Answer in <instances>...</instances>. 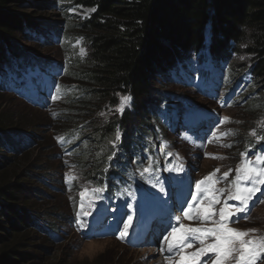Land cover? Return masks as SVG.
<instances>
[{
	"label": "trees",
	"instance_id": "trees-1",
	"mask_svg": "<svg viewBox=\"0 0 264 264\" xmlns=\"http://www.w3.org/2000/svg\"><path fill=\"white\" fill-rule=\"evenodd\" d=\"M23 2L0 0V93L16 95L34 111L47 109L62 160L80 171L88 187L104 188V196L131 188L127 179L134 168L127 164L139 162L151 139L161 135L156 121L168 98L160 78L179 71L194 54L208 52L219 67L216 78L211 70L202 72L206 96L221 81L228 101L237 97L246 105L245 130L264 135V0H78L95 12L71 23L65 7L68 34L61 38L44 20L18 12L13 3ZM24 33L43 41L53 34L65 42L60 58L20 49L15 41ZM77 38L84 39L86 55L72 47ZM243 55L250 60L241 61ZM123 97L131 99L121 113ZM134 118L137 126L130 124ZM21 126L18 115L0 109V264H40L43 247L34 236L61 238L29 198V191L42 194L31 181L43 180L36 167L22 164L31 151H23L30 141ZM132 156L138 161L131 162ZM76 180H65L71 184L65 188L77 186Z\"/></svg>",
	"mask_w": 264,
	"mask_h": 264
},
{
	"label": "rangeland",
	"instance_id": "rangeland-1",
	"mask_svg": "<svg viewBox=\"0 0 264 264\" xmlns=\"http://www.w3.org/2000/svg\"><path fill=\"white\" fill-rule=\"evenodd\" d=\"M77 1L24 0L23 3L13 5L18 12L44 20L50 27L52 25L55 34L61 38L63 34H68L67 30L64 33L68 22L64 15L65 7L66 12L73 16L69 20L71 23L79 18H89L95 12L94 7L77 4ZM15 42L23 51L34 53L41 59L60 58L61 46L66 44L62 40L57 42L53 34L48 41H43L35 38L33 34L27 36L24 33V39L19 38ZM72 47L79 54H87L83 38H77ZM69 53L75 52L65 51V54ZM246 59L250 60V56L243 55L241 61ZM208 70H213L214 74L219 73V67L214 65L208 52H203L192 55L179 71L160 78L159 87L167 93L168 101L164 103V112L158 115L160 121H156L158 126L155 130L160 129L161 135L151 139L155 149L153 162L149 161L152 157L149 153V159H144V168L149 165L152 168L151 173H146L149 181L137 186L128 198L121 197L106 205L101 192L90 197L94 186L88 187L80 171L70 167L66 158L62 160V152L55 147L54 136L49 130L50 121L55 119L49 111H34L24 105L16 95L8 91L0 93V109L18 115L22 124L21 130L25 135L29 134L30 143L23 151L31 152L22 164L36 167V174L43 180L41 183L31 181L42 191L39 195L29 191L32 205L36 214L41 219L48 220L49 226L61 235L59 241H49L45 239L48 235L40 232L34 236L38 239L37 245L43 247L40 249L44 252V259L39 261L40 264H169L166 257L170 254L167 251L161 252L160 247L163 236L171 226L177 225L176 216H181L179 223L185 227L217 226L211 220L202 223L183 218L180 208L185 201L191 202L190 196L195 193V182L218 168L219 172L214 179H218L219 183L213 189L224 184L231 185L235 177L234 170L244 159L241 154L250 149L247 156L254 161V154H264V149H258L262 144L256 140L263 133L254 129L256 136H253L250 134L252 129L245 130L248 118L246 105L238 103L237 97L228 101L230 91H227L225 84L220 81L217 90L212 87L214 95L211 98L206 96L202 72ZM246 89L247 86L243 90L240 88L238 94L244 93ZM130 124L137 126L138 120L134 118ZM164 129L168 132L166 135L162 132ZM225 132L234 134L224 137L222 133ZM229 144L231 147L222 146ZM236 147L239 149L236 150ZM212 156L226 158L213 159ZM131 162H135L133 156ZM169 168L181 170L169 171ZM229 169L233 171L228 179H221L223 173ZM75 177L77 186L72 189L65 188L71 184L64 181ZM161 186L164 188L163 192L160 191ZM82 193L83 211L89 214L77 216V213L82 212ZM212 194L216 193L213 191ZM259 198H254L252 202L255 207L250 204V220L237 216L233 221L229 220L228 227L239 230L257 229L252 235L264 236V203H256ZM77 206L79 211L75 210ZM203 206H208L207 200ZM216 207L222 208L221 203ZM213 211L218 212L215 208ZM128 215L133 216V221L128 236L121 240L118 236ZM239 215L242 216L243 213ZM213 219L219 221V216L216 215ZM81 224L84 225L83 230ZM199 247L198 243L194 244L192 248L185 250V255ZM201 260L206 261L208 257H202ZM257 264H264V261L258 260Z\"/></svg>",
	"mask_w": 264,
	"mask_h": 264
},
{
	"label": "snow or ice",
	"instance_id": "snow-or-ice-1",
	"mask_svg": "<svg viewBox=\"0 0 264 264\" xmlns=\"http://www.w3.org/2000/svg\"><path fill=\"white\" fill-rule=\"evenodd\" d=\"M57 92L59 89L57 88ZM53 96L52 99H56ZM131 97H123L122 104L118 109L121 113L124 110V103L130 101ZM228 120V118H225ZM234 133L225 132L222 136L226 137ZM251 135L256 136L255 130ZM215 135V134H213ZM119 139V136H117ZM257 142L264 140V135L256 137ZM209 143L211 141H208ZM231 147V145H222ZM204 147V145H201ZM242 153L244 157L241 165L236 168L235 177L231 181L229 188H215L213 186L219 183L218 179H214L219 169H215L204 179L195 182V193L190 196V201H185L181 206L180 211L183 218L200 221L206 223L212 221L217 226L215 227H185L179 223L181 216H176V226H171L170 230L163 236L161 241L160 251H167L170 255L166 257L169 264H257V261H264V236L255 237L252 234L257 232V229L239 230L228 227L229 218L232 215H237L240 219L250 220L252 204L256 194L261 191V186H264V154H254L253 159L248 158L247 152ZM213 159H225L222 156H212ZM169 171H179L180 168H169ZM232 169L223 173L221 179L227 180ZM151 165L145 167L141 176L144 173H151ZM71 179V178H70ZM155 186V185H154ZM104 188H95L91 190L90 197H94L96 193L103 192ZM85 191H88L87 189ZM160 191L164 188L161 186ZM213 191L216 193L212 194ZM227 192V200L238 202L236 205H228L224 202V207L220 208L218 212H214L213 208L216 204L221 203L219 196ZM81 213L77 216L88 215L84 212L83 193L81 194ZM208 201V206L204 207V201ZM256 203H264V196L256 200ZM252 204V207H255ZM243 213L242 216L239 214ZM216 215L219 216V221L213 219ZM133 216L128 215L127 220L123 224V229L118 236L119 239L124 240L129 233V228L132 224ZM81 229L84 225L81 224ZM247 237V239H246ZM209 241H211L209 243ZM198 243L200 247L187 255L185 250L192 248L194 244ZM212 255H209V254ZM202 257H208V260L202 261ZM178 258V259H177Z\"/></svg>",
	"mask_w": 264,
	"mask_h": 264
},
{
	"label": "bare ground",
	"instance_id": "bare-ground-1",
	"mask_svg": "<svg viewBox=\"0 0 264 264\" xmlns=\"http://www.w3.org/2000/svg\"><path fill=\"white\" fill-rule=\"evenodd\" d=\"M201 56V55H200ZM260 263V262H259Z\"/></svg>",
	"mask_w": 264,
	"mask_h": 264
}]
</instances>
